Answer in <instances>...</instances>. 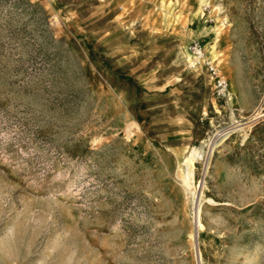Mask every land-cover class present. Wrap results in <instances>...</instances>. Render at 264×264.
I'll list each match as a JSON object with an SVG mask.
<instances>
[{"label": "rangeland", "instance_id": "1", "mask_svg": "<svg viewBox=\"0 0 264 264\" xmlns=\"http://www.w3.org/2000/svg\"><path fill=\"white\" fill-rule=\"evenodd\" d=\"M257 109L264 0H0V264H264Z\"/></svg>", "mask_w": 264, "mask_h": 264}, {"label": "bare ground", "instance_id": "2", "mask_svg": "<svg viewBox=\"0 0 264 264\" xmlns=\"http://www.w3.org/2000/svg\"><path fill=\"white\" fill-rule=\"evenodd\" d=\"M209 49H211V48H209ZM185 51H186V54L189 56L190 53H189V50H188L187 47H186ZM263 115H264V111H261L259 109L254 110L253 114L245 122H238L236 120V123L234 125L226 126V127L222 128L221 130L217 131L215 136H214V138L210 139V140H207V142H206V145H208L207 152L206 151L203 152V150L201 149V150H197V151L191 150V152L188 155L186 154L187 156L184 158V160L182 162L185 165V167H186V168L184 167L186 169V178L188 180H190V175H191L190 173L192 172V168L195 167L194 166V161H193L195 158L196 159L197 158H202L203 159V157H204L203 155H205L204 153H206L207 157L211 156L213 148L215 147V145H217L220 142H223L235 129L241 128V127H243L245 125V123H248L250 121H254L255 119H257V118H259V117H261ZM135 125H136V123H135ZM192 196L193 197H192V203L191 204H192V208H194V211H193V217H192V229H191V232H190V238H191V241H192V244H191L192 248L195 251L194 253H195V256H196V260L199 262V260H201V251H200V247L198 245V241H196V238H197L199 230L204 226L203 223L200 220V217H201L200 216V204H201V199H202L201 196L202 195H200V199L197 200V198H194V192L192 191ZM207 201L208 202H213V200L211 198H208Z\"/></svg>", "mask_w": 264, "mask_h": 264}, {"label": "built area", "instance_id": "3", "mask_svg": "<svg viewBox=\"0 0 264 264\" xmlns=\"http://www.w3.org/2000/svg\"><path fill=\"white\" fill-rule=\"evenodd\" d=\"M190 66L201 65L206 69L207 79L213 85L214 90L219 95H226L228 92V81L218 64L214 60L205 58L204 45L193 40L188 45Z\"/></svg>", "mask_w": 264, "mask_h": 264}]
</instances>
